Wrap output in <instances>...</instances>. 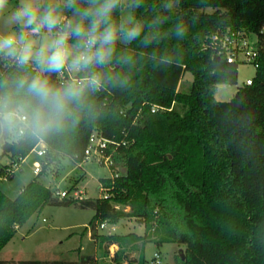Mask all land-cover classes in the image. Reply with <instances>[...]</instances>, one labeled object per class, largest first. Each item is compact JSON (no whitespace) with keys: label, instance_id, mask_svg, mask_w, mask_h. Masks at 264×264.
Returning a JSON list of instances; mask_svg holds the SVG:
<instances>
[{"label":"trees","instance_id":"trees-1","mask_svg":"<svg viewBox=\"0 0 264 264\" xmlns=\"http://www.w3.org/2000/svg\"><path fill=\"white\" fill-rule=\"evenodd\" d=\"M135 15L145 22L160 17V34L144 47L140 39L151 31L145 28L141 38L119 45L134 64L121 67L114 61L111 71L126 76L127 84L96 93L92 117L82 116L76 125L39 141L0 140L1 175L41 141L48 147L42 171L59 156L81 163L96 131L124 142L114 153L123 174L101 178L107 197L59 198L36 178L15 198L0 189V252L17 227L45 206L75 204L94 209L89 223L94 232L105 221L116 225L132 217L144 224V234L99 236L101 247L118 246L112 264H150L144 254L149 242L184 245V254L180 251L172 264H264V49L252 84L239 87L231 100L219 101L216 87L237 84L239 64L215 59L212 39L230 29L254 33L264 42V0H142ZM178 23L185 28L183 37L174 34ZM6 71L0 65V72ZM186 73L193 76L192 87L181 92ZM154 105L165 110L152 112ZM4 156L8 164L1 163ZM14 176L7 173L9 179ZM131 252L138 257H130ZM92 262L89 255L79 262L0 260Z\"/></svg>","mask_w":264,"mask_h":264},{"label":"clouds","instance_id":"clouds-1","mask_svg":"<svg viewBox=\"0 0 264 264\" xmlns=\"http://www.w3.org/2000/svg\"><path fill=\"white\" fill-rule=\"evenodd\" d=\"M141 3L0 0V65L10 69L0 72V136L39 141L92 117V98L106 86H125L127 77L111 71L113 62L123 67L134 60L119 45L148 28L140 39L148 47L164 22L138 19ZM184 33L183 24H176L174 34Z\"/></svg>","mask_w":264,"mask_h":264},{"label":"rangeland","instance_id":"rangeland-1","mask_svg":"<svg viewBox=\"0 0 264 264\" xmlns=\"http://www.w3.org/2000/svg\"><path fill=\"white\" fill-rule=\"evenodd\" d=\"M255 74L256 68L253 65L239 64L237 84L217 86L214 93L215 98L219 101L231 100L238 88L244 86L246 79L254 78ZM192 82V74L186 73L180 81L178 90L190 92ZM46 160L47 156L38 157L32 151L20 161L12 179L7 178L5 172L0 175V189L11 198H15L23 186L32 180L34 162L39 161L43 165ZM1 162L9 163V158L4 156ZM112 175L113 172L110 169L95 161L74 163L66 156H59L55 162L41 172L38 180L51 188L54 194L58 190L70 189L71 197L76 192L78 197L97 198L102 196L101 178ZM116 207L129 209L121 204H116ZM94 214V209L81 208L75 204H49L41 212L33 214L25 223L17 227L14 237L0 252V260L60 259L79 262L82 256L89 255L94 259L92 264H112V258L118 246L111 245L108 250L101 247L100 235L130 232L144 234V224L132 217L120 220L114 227L109 223L104 228L99 225L95 232L91 231L89 223ZM184 249V245L176 243L167 242L158 245L155 242H149L145 246L144 254L145 258L150 261L155 253H160L161 264H172L180 251L184 254ZM130 257L137 258L138 253L131 252Z\"/></svg>","mask_w":264,"mask_h":264},{"label":"built area","instance_id":"built-area-1","mask_svg":"<svg viewBox=\"0 0 264 264\" xmlns=\"http://www.w3.org/2000/svg\"><path fill=\"white\" fill-rule=\"evenodd\" d=\"M264 34V29L262 30ZM254 37V38H253ZM215 56L224 58L227 62L236 64H251L256 70L259 67V59L261 49H264V42L260 41V37L254 33H249L241 30H230L227 29L223 32H217L212 36ZM253 78H248L244 82V85H251ZM172 109V108H168ZM164 107L154 105L152 112L163 111ZM19 137H11L10 140L17 139ZM124 144L123 141H117L115 139H109L102 136L100 133L94 131L89 136L87 146L84 150V157L82 162L95 161L99 165H104L113 172L112 179H118L121 177L123 172L121 167L115 161L114 153L117 151L119 146ZM33 151L38 157H46L48 147L47 144L41 141ZM19 163H14L10 168L7 169V173H16L19 167ZM33 171L35 174L42 172V163L39 161L34 162ZM6 173V177H7ZM100 190L102 196L107 197L109 195L108 189L100 182ZM56 196L59 198H77L78 193L74 192L73 197L70 195V189L58 190ZM109 224L105 221L100 224V227L104 228ZM113 227L114 224H111ZM150 264H161L160 253H155L153 258L149 261Z\"/></svg>","mask_w":264,"mask_h":264},{"label":"crops","instance_id":"crops-1","mask_svg":"<svg viewBox=\"0 0 264 264\" xmlns=\"http://www.w3.org/2000/svg\"><path fill=\"white\" fill-rule=\"evenodd\" d=\"M1 163H2V164H8V162H7V163H3V162H1ZM42 172H43V171H42ZM33 174H34V175H33V177H32V180H33L34 178H36V179L38 180V177H39V175H40L41 173H40V174H35L34 171H33ZM30 181H31V180H30ZM30 181H29V182H30ZM38 181H39V180H38ZM29 182H28V183H29ZM39 182H40V181H39ZM28 183H27V184H28ZM40 183H41V182H40ZM27 184H26V185H27ZM26 185H24L23 188H24ZM23 188H22V189H23ZM22 189H21V190H22ZM5 194H6V193H5ZM9 197H10V196H9Z\"/></svg>","mask_w":264,"mask_h":264},{"label":"water","instance_id":"water-1","mask_svg":"<svg viewBox=\"0 0 264 264\" xmlns=\"http://www.w3.org/2000/svg\"><path fill=\"white\" fill-rule=\"evenodd\" d=\"M215 59H220V57L219 56H215ZM218 86H222V85H218ZM1 138H2V136H0V140H1Z\"/></svg>","mask_w":264,"mask_h":264}]
</instances>
